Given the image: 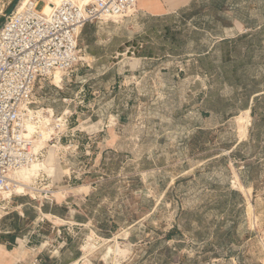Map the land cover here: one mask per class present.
I'll return each mask as SVG.
<instances>
[{
    "label": "rangeland",
    "instance_id": "374dc122",
    "mask_svg": "<svg viewBox=\"0 0 264 264\" xmlns=\"http://www.w3.org/2000/svg\"><path fill=\"white\" fill-rule=\"evenodd\" d=\"M78 44L35 88L42 156L0 193V264H264V0L136 9Z\"/></svg>",
    "mask_w": 264,
    "mask_h": 264
},
{
    "label": "built area",
    "instance_id": "2783aa9c",
    "mask_svg": "<svg viewBox=\"0 0 264 264\" xmlns=\"http://www.w3.org/2000/svg\"><path fill=\"white\" fill-rule=\"evenodd\" d=\"M137 5L138 0H25L6 17L0 31V193L12 191L14 171L42 156L27 128L35 117L38 82L82 62L78 43L87 25L126 17Z\"/></svg>",
    "mask_w": 264,
    "mask_h": 264
},
{
    "label": "crops",
    "instance_id": "0c3cea01",
    "mask_svg": "<svg viewBox=\"0 0 264 264\" xmlns=\"http://www.w3.org/2000/svg\"><path fill=\"white\" fill-rule=\"evenodd\" d=\"M197 1L198 0H138L137 13L142 11L145 15L153 18L167 16L185 11L188 8L190 9ZM6 250L8 251L7 248Z\"/></svg>",
    "mask_w": 264,
    "mask_h": 264
},
{
    "label": "bare ground",
    "instance_id": "6f19581e",
    "mask_svg": "<svg viewBox=\"0 0 264 264\" xmlns=\"http://www.w3.org/2000/svg\"><path fill=\"white\" fill-rule=\"evenodd\" d=\"M25 0L22 1V3L18 6V9H21L22 7V4L24 3ZM52 5L53 3H49L45 9V12L48 13L51 8H52ZM54 75H56V77H58L60 74H57V72L54 73ZM46 114V113H45ZM44 116V115H43ZM44 120L46 121V123H49L52 121V115L48 118H44ZM55 124V123H54ZM27 128L29 130L30 133L33 132V126L32 125H29L27 123ZM38 131V130H37ZM43 133V132H42ZM47 141V136H45L44 134L42 135V137L39 139V142L40 144L41 143H45ZM37 145V144H36ZM40 147V146H37V148ZM35 164H38V163H33L31 166L27 167V168H23V169H20V170H17V171H14L12 174H11V180L13 181V183H15V189H19L17 187V184L19 185V183L22 181L24 183H27V181L31 178L30 176H32V172H33V169H34V166ZM50 172L49 173H52V170L53 168L50 167ZM28 175V176H27ZM22 179V180H18V179ZM33 190V189H31ZM2 195L6 198L10 197L12 195V191L11 192H6V193H2Z\"/></svg>",
    "mask_w": 264,
    "mask_h": 264
},
{
    "label": "trees",
    "instance_id": "16d2710c",
    "mask_svg": "<svg viewBox=\"0 0 264 264\" xmlns=\"http://www.w3.org/2000/svg\"><path fill=\"white\" fill-rule=\"evenodd\" d=\"M9 239H11V240H12V239H13V237H9Z\"/></svg>",
    "mask_w": 264,
    "mask_h": 264
}]
</instances>
